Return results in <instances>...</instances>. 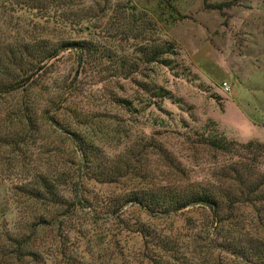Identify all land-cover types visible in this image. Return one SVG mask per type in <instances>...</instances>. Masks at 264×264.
<instances>
[{
	"label": "rangeland",
	"instance_id": "1",
	"mask_svg": "<svg viewBox=\"0 0 264 264\" xmlns=\"http://www.w3.org/2000/svg\"><path fill=\"white\" fill-rule=\"evenodd\" d=\"M82 4L90 17L74 26L43 17L18 0H0V58L8 55L10 46L37 37L84 40L89 47L61 50L46 65L47 87L56 101L49 105L46 94H38L37 138L19 153L0 142V244L6 229L22 225L29 211L14 185L38 171H58L64 178L77 173L76 195L64 191L75 208L59 228L57 220L43 233L49 238L55 234L58 246L80 264H149L151 252L136 232L142 226L168 235L186 251L188 264H213V258L221 264H252L214 248L216 223L202 206L151 217L131 203L117 215L108 205L124 189L145 181L163 185L178 179L157 145L171 152L190 180L199 181L212 180L221 165L238 159L208 148L202 144L205 137L264 143V0ZM151 44L166 51L153 62L145 56ZM7 104L8 98L1 96L0 111ZM12 114V121L0 120V134L14 124ZM62 125L80 129L109 159L128 162L125 176L116 182L98 181L88 179L83 169L75 171L78 158ZM251 161L263 173L264 150ZM238 214L246 225L243 231L256 236L250 208ZM231 227L223 231L233 236ZM57 260L51 256L48 264H58Z\"/></svg>",
	"mask_w": 264,
	"mask_h": 264
},
{
	"label": "trees",
	"instance_id": "2",
	"mask_svg": "<svg viewBox=\"0 0 264 264\" xmlns=\"http://www.w3.org/2000/svg\"><path fill=\"white\" fill-rule=\"evenodd\" d=\"M18 4H29L42 12L43 17L57 18L59 24L78 26L90 17L82 0H18ZM146 25L152 28L150 21ZM85 43L84 40L51 41L37 37L32 42L8 48V55L0 58V97L8 98L7 106L0 111V120L12 121L8 119L12 113L15 120L14 124H9L1 132V144L19 153L37 138L38 94H46L44 98L49 105L56 101L55 95L52 96L47 87L46 65L61 50L72 48L89 51ZM164 52L163 47L151 44L145 56L147 61L153 62L159 60ZM75 125L78 127V122ZM71 126L64 125L60 130L67 133L65 138L78 158V161H74L75 171L83 169L88 179L98 181L107 178L110 182H116L125 176L122 171L128 162L124 163L122 158L109 159L91 138ZM202 144L222 154H236L238 159L221 165L213 173L212 180L192 181L171 152L157 145V152L178 179L163 185L145 181L124 189L109 201V212L117 215L123 205L131 203L149 216L157 217L181 212L195 205L202 206L209 211L211 222L216 223L214 248L245 262L264 264V171L259 174L251 161L256 160L258 153L264 150V143L251 140L239 144L223 135H210L204 138ZM78 153L81 154L80 159ZM63 173L38 171L14 185L15 193L29 206V211L21 218L22 225L15 227L14 231L6 229L0 244V264H48L51 256L58 259V264H80L75 255L67 254L62 245L58 246L55 234L49 238L43 233L44 228L57 220L59 228L62 218L75 208V203L66 197L64 191L76 195L74 180L77 173L69 174L68 178H64ZM244 207L252 211L256 236L242 229L246 225L238 213ZM228 224L234 229L233 236L223 231ZM136 232L141 236L145 249L151 252L147 256L149 264H188L186 251L177 247L168 235H162L164 233L150 226H142ZM212 261L213 264H221L219 259L213 258Z\"/></svg>",
	"mask_w": 264,
	"mask_h": 264
},
{
	"label": "built area",
	"instance_id": "3",
	"mask_svg": "<svg viewBox=\"0 0 264 264\" xmlns=\"http://www.w3.org/2000/svg\"><path fill=\"white\" fill-rule=\"evenodd\" d=\"M222 87H223V89H225V90H227V89L229 88V86L227 85L226 82H223V83H222Z\"/></svg>",
	"mask_w": 264,
	"mask_h": 264
}]
</instances>
